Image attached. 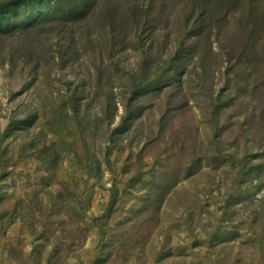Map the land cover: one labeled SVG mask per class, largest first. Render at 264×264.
I'll return each instance as SVG.
<instances>
[{
  "label": "rangeland",
  "instance_id": "obj_1",
  "mask_svg": "<svg viewBox=\"0 0 264 264\" xmlns=\"http://www.w3.org/2000/svg\"><path fill=\"white\" fill-rule=\"evenodd\" d=\"M8 1L0 214L17 218L0 225V264H92L98 252L104 264H264V0ZM73 99L92 121L78 139L56 120ZM53 142L62 156L50 172L40 153ZM75 152L97 156L101 184L78 170ZM113 182L121 195L104 249L90 221ZM50 192L86 208L83 237L74 240L68 213L64 235L42 232Z\"/></svg>",
  "mask_w": 264,
  "mask_h": 264
},
{
  "label": "trees",
  "instance_id": "obj_2",
  "mask_svg": "<svg viewBox=\"0 0 264 264\" xmlns=\"http://www.w3.org/2000/svg\"><path fill=\"white\" fill-rule=\"evenodd\" d=\"M1 1V0H0ZM20 1H22L23 3H25L24 1L27 2V4L29 5L31 3V1H33L34 3V7L38 8V7H43V8H47L49 7L51 4H60L62 2L64 3H75L74 0H10L8 2H6V4H9L12 6V4L15 3H19ZM4 7L3 2H0V8ZM55 6H52L51 8H54ZM33 10H36L35 8ZM38 10V9H37ZM1 11V9H0ZM39 11V10H38ZM0 21H4V19H8L10 20V16L9 14L5 15L3 14L1 16V12H0ZM153 79L150 80L149 82H146L142 87H135V92L133 93V96L136 97L135 95L139 97L144 96L148 91H150V87L154 86V85H158L161 81H163L161 78V73L158 74V76L156 78L152 77ZM138 89V90H137ZM145 90V91H144ZM76 94V93H74ZM136 99V98H135ZM107 100L111 101L110 97L107 98ZM108 101V102H109ZM78 100L75 101V99L72 100L71 104L69 105V103L67 105L70 106V109L72 110L70 113L65 111V106L66 103H61L59 105V112L60 114H58L60 116V118H56V120H58L59 122L57 123V125H59L60 122H62V128L64 130L67 129V135L69 134L70 136L78 139V134L82 136V134L86 135V130L84 129V120L88 119V121L85 124H91L92 121H90V117L86 116L87 114L84 111V107L83 104L81 102H79ZM132 104V103H131ZM83 110V111H82ZM129 110V111H128ZM56 112V110L54 111ZM126 112L129 113V116H131V114L133 113V109H132V105L130 106L129 104L126 106ZM82 114V116L80 117V115ZM80 117V118H79ZM29 118H23L20 119L18 121H15V124L13 123V130H11V132L15 133V131L17 130H23L26 126H27V121ZM126 118H123V120H125ZM94 121H96V118H94ZM97 125V124H96ZM121 125V124H120ZM118 126L115 127L114 130H112L113 135L117 133V131H121L122 130V126ZM73 128V130H72ZM86 129H88V127H85ZM72 130V132H71ZM82 133V134H81ZM40 142H36L35 140L32 142H28L25 144V147H36V145H38ZM61 149V148H60ZM59 149L58 145H56L54 142L51 144H45L43 145V147L41 148V153L40 156L41 158L44 160L45 165L48 168V171L52 172L53 169H55L54 167L56 166V159H60L62 156L61 150ZM73 160L76 162V166L78 167V170L82 173L85 174L86 176H88V178H95L96 181L95 182L97 184H101V180H102V176H103V168H102V163L100 162V160L97 158V156L94 154V157L91 158L90 156H87L85 158L84 154L81 156V154H79L78 152H75L74 154V158ZM53 168V169H52ZM255 171L254 170H250L248 175L253 174ZM68 183L69 182H65L64 183V188L68 187ZM75 185L79 186L78 183H76ZM112 188L110 189L111 194H110V199L108 200L107 204L104 207V212L99 215V216H91V221L93 224L95 223V225L98 227V234L100 242L99 244L101 246L105 248H111L113 245V240L112 235H114L112 232V228L110 227V221L112 220V218L114 217L116 211V205L119 201V195H121V191H120V187L118 186V182H113L112 183ZM167 189L164 191V194H166ZM3 195H5V193L3 194V183L0 182V203L3 202ZM72 199L66 197L64 194L58 192L57 195H54L53 192H50L49 195V199L50 201H48L45 209H47L49 212L47 213V215L44 218V222L45 223V227H43L42 232H52L53 229V225L59 228V233L61 235H64V232L67 228V224H68V219L63 215L64 213H68V214H73V218L76 216L78 218V220L74 221L75 224L73 225L72 230H76L77 232L74 234L73 232V238L76 241L77 239L83 237L82 234V229L80 227V221L84 220L85 218V212H86V208L79 206V202L77 203V205H72L71 201L77 200V198H74V196H71ZM42 207V206H41ZM16 210V209H15ZM15 210H13V212H9L8 210H3L2 214H0V225L1 228H3L5 225H8L9 223H12L15 221V219L17 218L15 215ZM4 213V214H3ZM73 218L72 221H73ZM129 221V220H128ZM4 225V226H3ZM86 229V227H83V231ZM41 232V233H42ZM58 251L57 249L54 250H50L49 252V256L47 258L48 262H51V259L54 257L55 253ZM100 252H98L95 256V260L93 261L92 264H104V262L106 260H104L102 257H100ZM110 254V253H109Z\"/></svg>",
  "mask_w": 264,
  "mask_h": 264
}]
</instances>
